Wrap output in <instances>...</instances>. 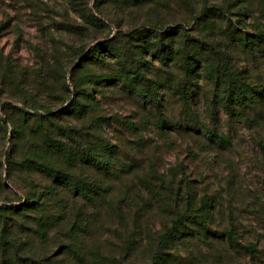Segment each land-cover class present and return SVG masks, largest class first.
Listing matches in <instances>:
<instances>
[{"label":"rangeland","instance_id":"rangeland-1","mask_svg":"<svg viewBox=\"0 0 264 264\" xmlns=\"http://www.w3.org/2000/svg\"><path fill=\"white\" fill-rule=\"evenodd\" d=\"M144 28L173 32L176 45L187 40L197 50L192 78L142 50L160 111L136 95L139 82L120 83L130 74L105 51L103 62H84L103 42L124 50L127 33ZM260 31L264 0H0V105L30 113L11 108L7 132L0 125V204L18 208L3 217V229L0 212V257L47 256L48 264H264V52L238 40ZM109 77L115 79L89 81ZM75 81L88 97L77 93ZM172 85L196 91L189 104ZM237 86L249 101L226 107L225 89ZM23 97H34L39 108L23 107ZM73 100L87 111H64ZM43 108L56 114L45 119ZM54 122L74 130L79 155L85 149L107 156L104 145L114 147L107 172L84 157L72 162L83 164L73 171L89 181L88 197L24 162L32 141L48 139L65 153L75 149ZM14 125L20 137H13ZM33 193L37 203L29 201ZM187 197L195 208L210 201L206 227L187 221L179 238L158 248ZM12 240L25 247L13 249Z\"/></svg>","mask_w":264,"mask_h":264},{"label":"trees","instance_id":"trees-1","mask_svg":"<svg viewBox=\"0 0 264 264\" xmlns=\"http://www.w3.org/2000/svg\"><path fill=\"white\" fill-rule=\"evenodd\" d=\"M227 19V17H226ZM174 33L167 31H156L153 28H144V29H134L127 33V46L124 50L116 49L109 46L106 42L102 43V50L98 48L91 49L87 51L85 54V65H88L92 62H103L106 54L113 57L117 60L122 67H126L127 71L130 74V77L122 74L120 78V83L126 87H132L135 83L139 82L140 87L136 88V95L145 103H149L153 107L157 108L160 111L161 103L159 99V94L154 85L151 84V80L146 75V66L147 60L144 58L145 52L142 50L153 51V53L157 54V59L162 62L171 61L175 64L180 65V67L184 70L185 73L188 74L189 77H193L195 75V65L191 62V59L195 60V55L197 54V50L192 45L188 44L187 40H184L182 45H176V37H171ZM239 42L246 49H259L264 52V31H260L259 33L254 35V38H248L246 34H239L238 36ZM136 43V44H135ZM131 45H136L140 49H132ZM106 54H105V52ZM192 57V58H191ZM75 69V68H74ZM198 69V68H197ZM115 79L114 77L109 78H93L89 79V81H112ZM73 85L79 95H84L88 97L90 93L87 89L83 88L82 84H76L73 82ZM174 90L175 93L179 95V98L184 101V103L189 104L193 95L196 93L195 90L191 89V87L187 85H172L170 86ZM68 89V88H67ZM226 95V103L225 106L232 102L236 106L245 107L247 101V95L241 87L237 86L236 90L233 89H225ZM31 95V94H29ZM23 107L25 108H39L36 104V99L25 98L21 100ZM11 108L19 111L23 117H27L30 115L29 112L25 111L22 107H15L9 105L7 102H3L0 105V111L3 115L0 117V125L7 132V123L8 116L7 111ZM87 107L82 104L80 100H73L71 104H69L64 111L67 112H75V113H85L87 111ZM44 112L47 113L42 115L45 119H50L51 116L55 114H50V110L48 108H43ZM63 112V111H62ZM49 114V115H48ZM161 115V113H160ZM164 122V121H163ZM53 125L57 130L62 131V133L69 138L70 140L75 142V149L69 151L67 153L64 152L61 145H58L56 142H52L48 139H43V141H32L30 145L27 147L25 152V160L24 162L27 164L28 169L37 168L39 171H43L52 176L53 181L57 184H65L68 185L69 188L73 189L76 194H80L83 197L89 196V181L83 175L75 174L73 169L78 168L79 163L77 159H83L86 161L85 163L95 169V170H103L105 172L110 170V162L113 157V145L106 144L104 145V149L106 150L107 156L104 154L95 153L94 151L85 150L82 153H86L85 156L79 155L81 144L75 138L73 129L68 128L67 126H62L56 124ZM178 124L173 125L174 129H178L182 126H177ZM20 127L14 125L12 127L13 137H16L17 134L19 137L22 135ZM67 150V149H66ZM76 153V154H73ZM103 153V152H102ZM77 164H79L77 166ZM82 167V166H81ZM88 170V167H87ZM4 188H7L4 185ZM39 197V196H38ZM36 193H33L32 196L29 197V201L31 203H37L38 198ZM211 203L208 199H203L200 201L199 208H195L192 206V199L189 197L185 198L184 209L176 214V217L172 219L170 227H168L165 232L160 234L158 241V248L166 246V244L173 242L177 238H179L182 234V227L186 226L187 221L196 222L197 224L204 226L207 225L208 220L210 219L209 209L211 207ZM17 205L13 204L11 201L0 204V212L2 215V229L5 227V220L7 217V212L10 210L16 211ZM4 217V219H3ZM216 233V231H215ZM225 236L232 240V231L224 230L222 232ZM11 247L15 250H19L25 244L23 242L12 240ZM255 246H250V251H254ZM158 251L154 252V258H158ZM157 254V255H156ZM12 256L16 258L20 264H48L49 258L45 256L43 259H34L29 255H25L22 260L19 259V254H2L0 257V264H11ZM17 264V263H15Z\"/></svg>","mask_w":264,"mask_h":264}]
</instances>
